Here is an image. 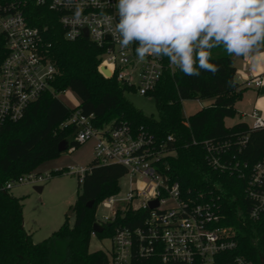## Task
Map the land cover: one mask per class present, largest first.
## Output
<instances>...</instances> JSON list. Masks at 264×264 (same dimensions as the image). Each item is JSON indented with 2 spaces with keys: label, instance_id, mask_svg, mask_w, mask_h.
Instances as JSON below:
<instances>
[{
  "label": "trees",
  "instance_id": "obj_1",
  "mask_svg": "<svg viewBox=\"0 0 264 264\" xmlns=\"http://www.w3.org/2000/svg\"><path fill=\"white\" fill-rule=\"evenodd\" d=\"M24 12L43 35L44 53L57 69V75L52 82L53 93L32 103L22 119L5 124L0 132V264H110L107 253L91 252L90 244L98 206L119 193L120 180L128 175L123 166L101 165L94 159L79 183L73 206L74 224L67 220L50 238L39 243H34L24 228L23 199L1 190L9 180L33 173L44 162L59 158L63 154L59 152L62 141L76 150L83 145L74 141L75 125L63 126L74 110L86 117L93 115L92 124L98 129L126 123L133 132L143 130L151 136L158 150L176 151L175 156L162 159L166 173L180 184L185 196L187 192L193 197L212 192L216 200L220 196L217 202L226 216L223 225L237 231L238 247L234 254L246 257L252 264H264V221L248 218L245 180L209 166L202 145L206 140L232 141L228 157L236 156L240 162L252 164L264 157L263 130L250 131L246 122L232 127L225 123L238 114L235 106L245 92L236 79L233 55L223 47L212 50L210 62L218 67L215 74L201 70L199 76H188L178 68L173 73L165 70L147 95L155 99V118L128 99V94L136 92L132 86L121 85L116 78L106 79L99 73L102 49L87 38L66 40L57 14L37 6L33 0ZM4 55L5 42L0 38V61ZM66 91L79 98L76 109L68 108L58 98ZM203 99H212L213 103L193 116H184V101ZM247 134L248 144L239 154L236 139ZM65 171H53L51 176ZM91 201L94 205L89 208ZM122 223L126 221L119 213L116 222L106 224L97 237L113 238Z\"/></svg>",
  "mask_w": 264,
  "mask_h": 264
},
{
  "label": "built area",
  "instance_id": "obj_2",
  "mask_svg": "<svg viewBox=\"0 0 264 264\" xmlns=\"http://www.w3.org/2000/svg\"><path fill=\"white\" fill-rule=\"evenodd\" d=\"M30 1L0 0V38L5 42V55L0 61V132L5 124L22 119L32 103L46 93H53L57 69L44 53L40 30L26 18L24 11ZM33 1L57 14L66 40L87 38L103 50L98 71L106 79L116 78L121 85L132 86L137 93L147 96L165 70L171 73L176 70L164 57L148 56L140 61L135 44L128 49L119 47L111 31L116 23V0ZM108 17L113 18L111 28ZM103 67L110 71V77L102 72ZM236 79L242 87L259 91L264 87V76L251 71L237 70ZM243 116L253 120L247 123L250 131H264V117L258 110ZM92 117L74 110L63 126L77 127L76 143L94 142V155L99 164L121 165L128 175L139 180L122 199L114 195L98 206L104 213H96L95 224L104 228L108 223H115L119 213L126 221L116 228L111 238V250L106 252L110 264H252L246 257L234 254L238 247L237 231L223 225L226 216L217 202L220 196L217 200L212 192H201L195 197L187 192L185 196L180 184L166 173L162 159L175 156L176 151L165 152L163 145V150H158L151 136L143 130L133 132L126 123L98 129L93 126ZM248 141L249 134L236 139L239 154ZM202 145L209 166L245 180L248 218L263 223L264 157L253 164L240 162L236 156L228 157L234 145L232 141L206 140ZM74 151L75 146L67 150ZM76 170L82 183L89 168ZM49 178V175L30 173L9 180L1 190L9 191L17 184H38ZM154 202L158 205L151 207ZM97 234L92 231V236Z\"/></svg>",
  "mask_w": 264,
  "mask_h": 264
},
{
  "label": "clouds",
  "instance_id": "obj_3",
  "mask_svg": "<svg viewBox=\"0 0 264 264\" xmlns=\"http://www.w3.org/2000/svg\"><path fill=\"white\" fill-rule=\"evenodd\" d=\"M112 35L140 61L166 57L185 75L215 74L212 50L249 57L264 48V0H116ZM112 17H108L111 28Z\"/></svg>",
  "mask_w": 264,
  "mask_h": 264
},
{
  "label": "rangeland",
  "instance_id": "obj_4",
  "mask_svg": "<svg viewBox=\"0 0 264 264\" xmlns=\"http://www.w3.org/2000/svg\"><path fill=\"white\" fill-rule=\"evenodd\" d=\"M264 51V48L260 50ZM255 54L252 55V57ZM234 64L238 71L244 67L253 65L254 61L245 63L243 56L233 55ZM245 88L242 99L237 102L235 108L238 114L234 118L226 119L227 127L235 126L240 122L251 124L253 120L247 116L258 110L259 114L264 117V95L255 88ZM128 99L146 115L158 118V110L155 99L149 96H142L137 92L127 95ZM58 98L70 109L76 108L80 104L79 98L72 91H66ZM213 103L212 99L188 100L183 102V114L190 117ZM94 142L84 143L76 151L69 153L64 152L59 158L44 162L33 174L40 176H50L44 182L38 184L24 183L17 184L9 193L11 196L23 199V220L26 232L31 236L34 243L42 242L52 236L67 220L71 225L74 224V215L69 216V212L77 200L79 190V176L76 169L88 168L90 163L95 159ZM66 169L65 173L59 176H51L53 171ZM137 176L126 175L120 180V191L117 194L122 199L130 187L138 184ZM43 187L42 192L35 190V187ZM122 205V204H120ZM104 210L98 207L97 214L102 215ZM112 247L110 238L100 239L92 236L90 251L109 252Z\"/></svg>",
  "mask_w": 264,
  "mask_h": 264
},
{
  "label": "water",
  "instance_id": "obj_5",
  "mask_svg": "<svg viewBox=\"0 0 264 264\" xmlns=\"http://www.w3.org/2000/svg\"><path fill=\"white\" fill-rule=\"evenodd\" d=\"M85 36L87 37L88 36V32L85 31ZM102 72L107 76V77H110L111 76V73L108 69L106 68H101ZM261 94L264 95V87L261 89ZM68 150V142L67 141H62L59 145V152L60 153H64ZM35 190L38 191V192H42L43 190V187H39V186H36L35 187ZM94 205V202L91 201L89 204H88V207L89 208H92V206ZM158 203L157 202H154V203H151V207H155L157 206ZM74 214V208L69 212V216H72ZM104 230V228L98 224H94L93 226V231L97 232V233H102Z\"/></svg>",
  "mask_w": 264,
  "mask_h": 264
},
{
  "label": "crops",
  "instance_id": "obj_6",
  "mask_svg": "<svg viewBox=\"0 0 264 264\" xmlns=\"http://www.w3.org/2000/svg\"><path fill=\"white\" fill-rule=\"evenodd\" d=\"M243 59L245 63L254 61L253 65H248V67H244L242 71H239L240 73H248L251 71L254 74L262 75L264 76V51H261L259 53H256L253 57H244ZM44 189V188H43ZM43 191V190H42Z\"/></svg>",
  "mask_w": 264,
  "mask_h": 264
}]
</instances>
